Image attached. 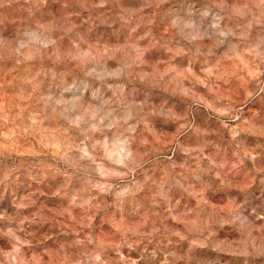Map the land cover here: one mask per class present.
Segmentation results:
<instances>
[{
    "label": "rangeland",
    "instance_id": "rangeland-1",
    "mask_svg": "<svg viewBox=\"0 0 264 264\" xmlns=\"http://www.w3.org/2000/svg\"><path fill=\"white\" fill-rule=\"evenodd\" d=\"M0 264H264V0H0Z\"/></svg>",
    "mask_w": 264,
    "mask_h": 264
}]
</instances>
